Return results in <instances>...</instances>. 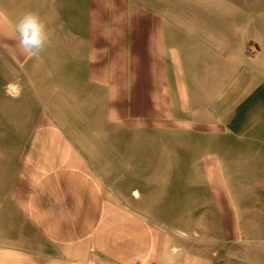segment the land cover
<instances>
[{
    "label": "crops",
    "instance_id": "1",
    "mask_svg": "<svg viewBox=\"0 0 264 264\" xmlns=\"http://www.w3.org/2000/svg\"><path fill=\"white\" fill-rule=\"evenodd\" d=\"M223 1L185 22L167 0H86L72 57L40 0H0V60L34 90L78 73L52 92L95 127L49 109L0 150V264H264V0ZM26 11L56 45L43 57L16 41Z\"/></svg>",
    "mask_w": 264,
    "mask_h": 264
},
{
    "label": "rangeland",
    "instance_id": "2",
    "mask_svg": "<svg viewBox=\"0 0 264 264\" xmlns=\"http://www.w3.org/2000/svg\"><path fill=\"white\" fill-rule=\"evenodd\" d=\"M40 1V9L49 13L48 17H45V22H53L54 25L58 26L70 25L72 34L71 54L72 57L80 55L84 46L86 0H46L48 5L45 7L43 0ZM136 2L159 6V0H136ZM223 4V0H167L169 17L175 19L178 11L181 12L180 14L183 13L185 22L192 21V19L196 21L207 8L223 16ZM237 9L236 7V11ZM53 45L56 46L53 42L48 41L46 47L39 53L41 57L54 51ZM73 69H76V65L73 66ZM12 73L13 68L10 63L0 60V150L2 148L8 150L9 157L10 153L14 155V151L21 149L23 140L28 134L48 121V117L51 115L49 109L60 115L63 121L69 123L66 127L75 132L76 135L89 128L95 129V127L81 124L87 121L86 116L89 114L86 113L85 115L81 110L75 109H79L78 102L71 104L68 98L65 99L64 94L52 92V90L57 91L58 88L64 87L66 80H69L66 82L72 87L71 79H79L78 73L72 72L71 77L63 80L62 72L61 75L60 72H54L52 73L53 76L39 79L37 89L34 90L32 87L33 91L31 88L33 78L16 77ZM10 74L13 76L9 77ZM49 97L53 99L51 103L48 101ZM65 107L66 110H64ZM200 133L206 134L208 132L201 131ZM11 139L18 141H11ZM84 144L92 145L93 149L97 147L95 142H84ZM6 170H9L7 165H5L4 172Z\"/></svg>",
    "mask_w": 264,
    "mask_h": 264
},
{
    "label": "clouds",
    "instance_id": "3",
    "mask_svg": "<svg viewBox=\"0 0 264 264\" xmlns=\"http://www.w3.org/2000/svg\"><path fill=\"white\" fill-rule=\"evenodd\" d=\"M14 33L19 47L30 57L38 55L49 41L47 26L34 11H26L18 17Z\"/></svg>",
    "mask_w": 264,
    "mask_h": 264
}]
</instances>
